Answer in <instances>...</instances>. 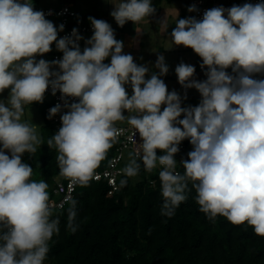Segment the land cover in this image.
<instances>
[{"label":"clouds","instance_id":"9594fccd","mask_svg":"<svg viewBox=\"0 0 264 264\" xmlns=\"http://www.w3.org/2000/svg\"><path fill=\"white\" fill-rule=\"evenodd\" d=\"M110 2L120 27L156 12L151 0ZM88 19L93 35L81 51L78 29L58 39L64 25L57 29L32 0H0V93L10 90L7 101L0 100V264H44L49 242L59 234L48 184L31 179L33 169L22 161L44 143L37 125L22 120L25 106L42 103L49 87L64 103L52 107L48 119L67 111L47 146L56 149L60 173L72 183L87 184L118 135L116 122H126L134 130L129 139L135 150L122 172L131 178L141 165L147 173L161 169V215L175 214L191 183L208 220L222 216L233 225L246 223L264 237V79L255 78L264 76V2L214 7L202 19L176 20L173 45L192 49L207 69L199 81L194 66H176L183 97L159 78L169 71L163 55L154 65L159 75L146 79L149 67L123 52L111 25ZM54 42L62 59L37 61ZM188 89L200 93L197 106H182ZM69 97L78 102L69 103ZM185 139L193 150L179 161L181 173L175 156ZM75 206L73 200L67 210L72 232L78 228Z\"/></svg>","mask_w":264,"mask_h":264},{"label":"trees","instance_id":"16d2710c","mask_svg":"<svg viewBox=\"0 0 264 264\" xmlns=\"http://www.w3.org/2000/svg\"><path fill=\"white\" fill-rule=\"evenodd\" d=\"M162 1L151 0V3ZM159 78L165 82V76ZM185 101L186 106L194 105L192 97ZM54 134L53 126L45 123L41 133L44 143L34 155L22 156V161L33 169L31 179L48 184L49 200L55 198V178H67L60 173L56 149L47 146V140ZM181 143L191 145L188 139ZM116 146L114 141L94 171L108 166ZM157 154L163 153L157 150ZM181 156L180 150L175 159L178 171L183 173ZM160 170L147 173L141 165L136 179L124 174L120 177L117 191H112L106 180L78 185L63 209H53L52 218L59 219V234H54L49 242L46 261L50 264H264V237L256 235L246 223L233 225L222 216H217L215 222L208 220L199 210L191 183L188 199L175 214L171 218L161 215ZM73 200L76 202L74 222L78 225L75 232L67 227V210Z\"/></svg>","mask_w":264,"mask_h":264},{"label":"rangeland","instance_id":"374dc122","mask_svg":"<svg viewBox=\"0 0 264 264\" xmlns=\"http://www.w3.org/2000/svg\"><path fill=\"white\" fill-rule=\"evenodd\" d=\"M73 5V9L81 15L89 17L92 9L99 11L103 17H106L108 22L114 29L115 37L117 40L123 41V52L125 54H131L134 58V62L138 65H147L149 72L146 74V79H149L153 73L159 75V69L155 68V62L159 55L165 57V63L167 64L169 71L165 76V84L168 87L169 92L172 90L177 91L183 97L184 89L178 82L175 68L181 62L190 64L195 67L196 71L194 78L203 81L205 80L204 71L200 70L199 66L202 64V59L194 53L190 48L184 46H175L172 43L171 32L176 26V20L191 17V12L188 11L190 7L189 0H164L159 4H153L156 12L149 18H145L139 24H133L129 21L124 25L123 29L117 25L114 18L110 15L113 11V4L110 0H70ZM35 10L41 11L44 8H54L60 5L61 0H32ZM53 22L57 27V22L54 19L46 18ZM93 33L86 34L82 40V47H85V41L90 39ZM52 50L43 56H37L39 59L46 61H52L54 53L57 52L55 42L51 46ZM105 63H110V57L107 58ZM56 70V69H53ZM231 73V68L227 69ZM126 90L129 95L132 94L130 85H126ZM10 90H5L0 93V100L7 101ZM199 97L200 93L196 89L187 90V98ZM47 97L44 96L43 102H33L31 105H26L24 109V115L22 120L28 121L37 125V130L41 136L42 128L46 123L44 109L46 107ZM186 102V101H185ZM187 103V102H186ZM163 107L161 110H163ZM128 115L127 112L124 113ZM119 125L129 126L126 122H116ZM39 148V147H38ZM129 161V152L124 154V162L122 166L126 165ZM125 167V166H124ZM136 179V176L133 177ZM61 177L55 178V181L60 180ZM44 264H50L48 261H44Z\"/></svg>","mask_w":264,"mask_h":264},{"label":"built area","instance_id":"2783aa9c","mask_svg":"<svg viewBox=\"0 0 264 264\" xmlns=\"http://www.w3.org/2000/svg\"><path fill=\"white\" fill-rule=\"evenodd\" d=\"M264 2V0H189L190 7L195 5L197 11L191 12V17H196L198 20L202 19L203 13L211 8L223 6L224 8H230L233 5L242 6L245 3H260ZM41 11L44 12L45 18L54 19L57 22V26L61 24L64 25V30L58 31V39L63 38L64 36L71 35L72 29H78L79 34L84 37L86 34L93 33L92 25L87 17L79 15L75 9H73V5L69 3L61 4L60 6L54 8H44ZM120 27V29H123ZM81 51H83L82 47V40L79 41ZM63 53L57 51L54 53L52 60L62 59ZM199 69L201 67L199 66ZM255 78L264 79V76L257 74ZM47 97L46 107L44 109V115L46 123L53 126L55 133L58 132L59 128L62 126L60 116L67 111V109H63L61 113H58L52 119H48L49 110L56 106L57 104L63 105L64 101L62 100V94L57 91L55 95L52 94L51 87H49L45 95ZM194 100V105L197 106L201 100V96L199 97H192ZM69 103L78 102V98H68ZM182 106H186L185 100H183ZM115 127L118 129V135L115 139L116 142V149L113 157L110 159L108 166L103 170H96L93 172L92 177L89 181H100L106 180L108 186L112 189V191L119 190V179L123 175L122 172V163L124 162V154L125 152L133 153L135 150V145L129 139L132 136L133 129L131 126L119 125L118 123L115 124ZM137 143H141L139 133H136L135 137ZM180 150L182 151V156L180 160L187 159V154L193 150V146L187 143H181L179 146ZM179 160V161H180ZM159 168V167H157ZM160 169V168H159ZM178 170V169H177ZM88 181V182H89ZM80 185L79 183H72L69 178L64 179L61 177L60 180L55 182L54 187V195L55 198L50 199V204L52 209H63L65 204L69 202L74 195V192L77 186Z\"/></svg>","mask_w":264,"mask_h":264},{"label":"crops","instance_id":"0c3cea01","mask_svg":"<svg viewBox=\"0 0 264 264\" xmlns=\"http://www.w3.org/2000/svg\"><path fill=\"white\" fill-rule=\"evenodd\" d=\"M63 3H69V4L72 5V3L70 2V0H61L60 5L63 4ZM60 5H59V6H60ZM89 17H93V18H95V19H102V20H105V21H106V17H103V16L101 15V13H100L99 11L95 10L94 8L92 9V11H91ZM89 17H88V18H89Z\"/></svg>","mask_w":264,"mask_h":264}]
</instances>
